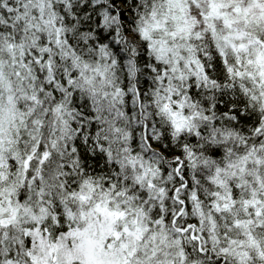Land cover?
<instances>
[{
    "label": "trees",
    "instance_id": "trees-1",
    "mask_svg": "<svg viewBox=\"0 0 264 264\" xmlns=\"http://www.w3.org/2000/svg\"><path fill=\"white\" fill-rule=\"evenodd\" d=\"M103 1L0 0L1 263L264 264V0Z\"/></svg>",
    "mask_w": 264,
    "mask_h": 264
},
{
    "label": "rangeland",
    "instance_id": "rangeland-1",
    "mask_svg": "<svg viewBox=\"0 0 264 264\" xmlns=\"http://www.w3.org/2000/svg\"><path fill=\"white\" fill-rule=\"evenodd\" d=\"M181 2L182 0H174L172 4L174 7H177V6L181 7V4H182ZM0 225L1 227L5 228L9 226V222L6 219H2ZM30 241H31V253L35 256L34 260L30 258L32 264H68L69 263L66 261L67 255L64 254L60 250V248L56 246H49L45 238L42 237V235L39 232L37 231L32 232ZM88 244H90V242ZM64 247H66V245ZM53 253L56 254L55 257L53 256ZM67 259L69 260L70 258L68 257ZM0 264H12V263H10L9 260H6L3 263H1L0 261ZM14 264H20V263H14Z\"/></svg>",
    "mask_w": 264,
    "mask_h": 264
},
{
    "label": "bare ground",
    "instance_id": "bare-ground-1",
    "mask_svg": "<svg viewBox=\"0 0 264 264\" xmlns=\"http://www.w3.org/2000/svg\"><path fill=\"white\" fill-rule=\"evenodd\" d=\"M112 1L113 0H109L108 4L111 5ZM103 5H104L105 8H107V2L105 0L103 1Z\"/></svg>",
    "mask_w": 264,
    "mask_h": 264
},
{
    "label": "water",
    "instance_id": "water-1",
    "mask_svg": "<svg viewBox=\"0 0 264 264\" xmlns=\"http://www.w3.org/2000/svg\"><path fill=\"white\" fill-rule=\"evenodd\" d=\"M4 224H6V223H4Z\"/></svg>",
    "mask_w": 264,
    "mask_h": 264
}]
</instances>
